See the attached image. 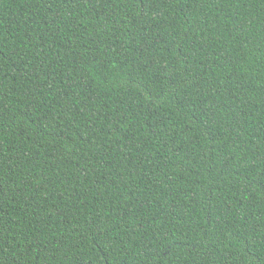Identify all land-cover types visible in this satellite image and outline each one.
I'll use <instances>...</instances> for the list:
<instances>
[{
	"label": "trees",
	"instance_id": "16d2710c",
	"mask_svg": "<svg viewBox=\"0 0 264 264\" xmlns=\"http://www.w3.org/2000/svg\"><path fill=\"white\" fill-rule=\"evenodd\" d=\"M0 264H264V0H0Z\"/></svg>",
	"mask_w": 264,
	"mask_h": 264
}]
</instances>
